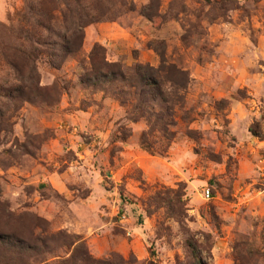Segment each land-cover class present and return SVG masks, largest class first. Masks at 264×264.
I'll return each mask as SVG.
<instances>
[{
	"label": "rangeland",
	"instance_id": "rangeland-1",
	"mask_svg": "<svg viewBox=\"0 0 264 264\" xmlns=\"http://www.w3.org/2000/svg\"><path fill=\"white\" fill-rule=\"evenodd\" d=\"M86 1L104 17L80 29L79 50L58 67L46 52L34 59L30 100L0 94V232L30 244L70 235L94 257L127 264H192L189 241L204 264H264V0L224 9L221 0H161L153 19L140 12L149 0ZM59 9L56 0H0V86L12 82L6 61L22 62L18 46L48 49L37 15L64 31ZM95 43L126 74L137 63L185 73L173 138L155 130L153 152L139 144L144 118L133 122L109 91L79 82ZM179 199L175 217L167 206Z\"/></svg>",
	"mask_w": 264,
	"mask_h": 264
},
{
	"label": "trees",
	"instance_id": "trees-1",
	"mask_svg": "<svg viewBox=\"0 0 264 264\" xmlns=\"http://www.w3.org/2000/svg\"><path fill=\"white\" fill-rule=\"evenodd\" d=\"M56 1H59L61 4L59 12L64 31H56L53 28L51 24L53 18H47L43 13L36 14L37 25L42 27L49 34L47 36H50L52 39H46V42L44 40L43 42H38L47 44L48 49L41 50L38 47H32L30 50L18 46L16 50L22 62L6 61V64L11 69L10 74L12 75L10 79L12 82L10 84H1L0 94L8 101L18 103L19 100H30L31 94L28 90H30L31 86L37 90L38 86L36 83L38 78L36 77L37 70L34 59L39 54L46 52L45 54L48 57L50 65L58 67L60 61L67 54L75 53L79 50L78 45L75 48L72 46L75 43L72 40H76L79 37L80 29L104 17L102 9L91 13L90 4L87 1L85 3H82L81 0ZM121 1L123 3L126 2L125 0ZM203 1L212 6L218 2V0ZM230 1L221 0L220 2L223 3L221 8L224 9L226 7L225 4ZM129 7L130 9H134L133 5ZM160 7L161 0H149L146 5L140 8V12L148 19H153L160 15ZM29 9L32 11L31 7ZM46 19L47 22L45 21ZM67 31L69 34H67ZM18 37H21L22 41L30 39L28 35L23 36L19 32ZM39 41H41V37ZM148 45L151 46V42ZM152 47L158 51L156 46L152 45ZM158 53L162 59V54ZM56 58L59 59L58 62H56ZM79 82L86 88L109 91L127 107L126 114L133 122L139 118L146 120L147 129L142 131L139 137V144L148 152H153L148 136L155 130L161 132L163 137L169 141L173 138V131L169 130V126L173 125L175 120L170 118V115L174 114L173 108H181L183 106L184 97L179 91L183 90L187 85L185 73L177 69L173 64L161 63L158 67H154L149 64L137 63L133 73L126 74L122 69L121 63L107 60L105 48L95 43L88 54V67L79 75ZM124 87L128 90L124 91ZM171 89L175 91L171 93ZM126 131H122L125 136L127 134ZM250 131L254 135H258L252 128H250ZM188 133H191V130H188ZM167 209L170 210V215L179 216L182 212V201L180 199L177 200L176 205V202L169 200ZM70 237V235L51 234L46 238L38 237L36 238L37 243L30 244L13 234L7 235L0 232V264H22L23 262L21 261L28 257L33 259L39 257L36 260L37 264L128 263L118 254H112L107 258L94 257L88 252L82 241L70 239ZM63 246H67V255L59 256L55 251ZM188 247L191 253V263L204 264L195 242L189 241ZM24 261L23 264H31L28 260Z\"/></svg>",
	"mask_w": 264,
	"mask_h": 264
}]
</instances>
